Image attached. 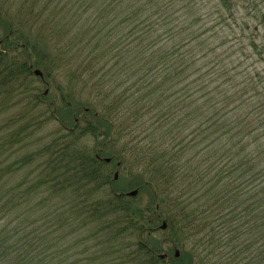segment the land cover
I'll return each mask as SVG.
<instances>
[{"label":"trees","instance_id":"16d2710c","mask_svg":"<svg viewBox=\"0 0 264 264\" xmlns=\"http://www.w3.org/2000/svg\"><path fill=\"white\" fill-rule=\"evenodd\" d=\"M29 51L44 59L32 64ZM103 61H112L102 74L112 88L125 73L135 97L94 83L88 93L100 105L82 122L83 106L65 102L67 133L7 162L38 123L32 68L62 67V101L77 104L86 94L77 82ZM15 97L26 104L10 118ZM125 103L159 126L142 122L130 146L113 150L112 126L125 127L113 108ZM86 135H104L102 150L89 152ZM127 154L144 167L131 187L150 191L147 206L113 187L111 163ZM36 158L39 180L10 184ZM162 221L180 251L173 261L144 238ZM76 231L95 241L92 262L264 264V0H0V264H57L52 246Z\"/></svg>","mask_w":264,"mask_h":264},{"label":"rangeland","instance_id":"374dc122","mask_svg":"<svg viewBox=\"0 0 264 264\" xmlns=\"http://www.w3.org/2000/svg\"><path fill=\"white\" fill-rule=\"evenodd\" d=\"M1 3H3V0H1ZM24 47L18 48L17 51H22ZM29 59L31 60V63L33 64L35 60H42L44 59L43 55H36L35 57L32 55L31 51H29ZM25 55V54H24ZM23 56V53H22ZM252 60V58H250ZM242 63H247L248 60L243 61ZM249 60L248 63L251 61ZM111 63L103 61L100 65H96L95 72L93 75L89 78L86 76V72L83 73V76H86L84 80L81 82L78 81L75 88L77 92L85 91L83 93V97H80V101L77 100L79 103H75L74 101H68L63 100L62 97L63 94H65L67 91V80L63 77L64 71H62V67H54L49 73L47 72L46 75V69L42 64H38L34 66L33 68H39L43 73V78L33 74L32 81L35 86H38L39 91H41V95L38 97L37 100V107L34 110V113H36L39 118L37 119L38 123H34L31 125L32 127H29L27 130V134L29 137H27L22 142H15L14 146L10 148L8 151L13 150L15 154L11 155L7 158V162H11L15 160L17 157L22 156L25 153H32L44 146L45 143H48L50 141H53L56 137H60L63 134L67 133L66 129L72 124V114L71 109H68L67 107L63 108V105L65 102H69V106L72 108H75L73 106H83L85 112L79 111L78 117L80 118V121L86 117L82 116V114L89 112L92 108H96L100 105V99L94 97V95L88 93L89 89L88 87H91L94 83L99 86L100 89H104L107 91H110L112 94H118V92H122L125 88H127V95L130 96V99L132 97H135L134 87L132 86V78L129 76H126L125 73H122V82L123 84L119 85L118 88L113 89L111 85V81L108 80V77L103 76V72H106L109 76L111 73ZM35 64V63H34ZM32 66V65H31ZM245 65L242 66V68ZM254 66V65H253ZM252 66V67H253ZM124 71H127L126 66H122ZM32 68V70H33ZM45 69V70H44ZM46 77V78H45ZM118 91V92H117ZM25 95V94H24ZM32 100H29L30 103H35L33 100V97H31ZM18 100V97L13 98L12 102L10 103L12 105V108L8 111L7 116L12 117L16 116L18 113H20V105L26 104V100L19 103L17 106H14L13 104ZM131 101V100H130ZM125 104L121 106H114L113 112H116L115 115L121 114L117 117V121L124 125V128H120L118 125L114 124L112 126V131L108 137L109 142H113L114 148L113 150H118L124 148L126 143H128L127 146H130L132 143L128 142L131 140V137L134 134H137L139 129L138 125H140L142 122L146 126H150L151 128L155 126H159L158 122H156L154 125L151 122L152 119H149L147 114H145L143 117H138L136 115V111L133 110L131 113L125 111ZM52 112L55 113V116H52ZM123 113V114H122ZM115 115L113 117H115ZM154 114L152 115V117ZM151 117V118H152ZM76 118V116H75ZM61 120V121H60ZM42 121V122H41ZM25 123L24 121H19L17 125H21ZM66 127V128H65ZM123 127V126H122ZM116 135H122L120 139L115 140L113 139ZM105 138L104 135H99L98 137H92L90 135H86L82 138V143L89 149V152L96 151V149L102 150L103 144H104ZM107 146V145H106ZM105 146V147H106ZM112 150V151H113ZM104 153V152H102ZM124 154V152H123ZM6 155V154H5ZM104 155V154H103ZM108 155V154H106ZM104 155V156H106ZM103 156V157H104ZM107 157V156H106ZM127 160L125 162H122L121 164L117 165V159H114L112 161V176H113V187L116 189V191H123L124 194H126L127 191L134 189L135 187H131L132 182L136 180L137 176V167H140L141 170L144 169L142 164H138L135 160V156H132L131 154H127ZM40 159L36 158L31 163L26 164L25 166L21 167L19 172L15 175L10 176V184L17 183V182H27L33 183L39 180L41 170L40 168L37 170H33L35 165L39 162ZM117 171L118 175L117 178L114 179V173ZM138 180V179H137ZM121 193V192H120ZM138 196L140 198V205L147 206L149 201L152 199L150 195L149 190H141L139 191L138 188ZM127 195V194H126ZM46 196V193L40 192L38 194V197ZM129 196V195H128ZM135 197V196H131ZM58 202L55 207H57V210L61 211L66 206L63 199L60 200L59 197H57ZM42 223V220L40 222H37V225H40ZM54 223V222H53ZM57 223V222H56ZM57 225V224H56ZM161 223L158 224L157 227H154L155 225H152V229L148 231V236L145 234L144 238L148 240V243L151 245L159 246L160 253L159 255L161 258H165L167 261H173V257H176V259L180 256V251L174 247L172 238V233L170 230L167 229V226L165 228L160 227ZM36 228L39 226H35ZM37 231L41 229H35ZM61 233V230L58 228H52L51 230V236H57L58 233ZM64 234V232H62ZM30 236H33L34 234H37L36 232H28ZM27 234V235H28ZM26 235V234H24ZM29 235L26 237L28 240ZM65 237V238H64ZM24 241V239H22ZM66 243V245H65ZM95 241L88 236H84V233L81 231H76L69 233L65 236H63L62 239L57 240V244L53 245V260L57 262V264H73L76 262V264H106L108 259L106 261H103L101 263V260H98L97 262H92V260L87 259V255H91L92 250L94 251L96 249V246H94ZM62 246V248H59ZM94 246V248L92 247ZM92 251V253H93ZM189 253H192L191 251H188ZM49 253V251H48ZM178 253V254H176ZM109 262V261H108ZM188 264V263H184ZM200 264V262H198Z\"/></svg>","mask_w":264,"mask_h":264},{"label":"water","instance_id":"95a60500","mask_svg":"<svg viewBox=\"0 0 264 264\" xmlns=\"http://www.w3.org/2000/svg\"><path fill=\"white\" fill-rule=\"evenodd\" d=\"M32 71H33V73L35 75L43 78V73H42V71L39 68H33ZM103 160L106 161V162H109L111 160V158L110 157H103ZM117 175H118V173H117V171H115V173H114V179L117 178ZM137 193H138V188H134V189H131V190H129V191L126 192V194L129 195V196H136ZM160 227L161 228H165L166 227V222L163 221L161 223ZM176 254H178V253H176Z\"/></svg>","mask_w":264,"mask_h":264}]
</instances>
